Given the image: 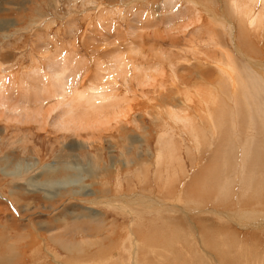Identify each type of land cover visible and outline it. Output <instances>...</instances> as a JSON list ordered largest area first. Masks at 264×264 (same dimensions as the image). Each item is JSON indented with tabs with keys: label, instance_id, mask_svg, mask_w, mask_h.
Wrapping results in <instances>:
<instances>
[{
	"label": "rangeland",
	"instance_id": "1",
	"mask_svg": "<svg viewBox=\"0 0 264 264\" xmlns=\"http://www.w3.org/2000/svg\"><path fill=\"white\" fill-rule=\"evenodd\" d=\"M229 1L173 0L171 8L175 7V12L163 7L166 0H93V4L90 0H0V65L8 67L6 74L16 82L27 81L25 74L30 68L47 70L45 63L48 60L44 56L61 52L68 55L74 53L85 59L88 68L99 58L105 60V66L109 63L108 56L104 55L108 51H104L107 45L104 44L106 48L100 46L101 51L94 55L91 52L94 49L92 41L83 40L82 34L86 31L88 36L98 38L105 33L111 36L116 34L118 42L123 45L126 42L140 43L129 31L137 12H143L142 19L153 24H158L160 17H173L176 27L187 23L189 19L196 20L193 13L196 8L202 24L208 25L207 28L193 26L182 36L177 32L170 34L162 31L161 38L144 37L146 48L154 46L170 54L169 59L174 61L175 68L180 70L186 82L182 78L184 83L181 86L177 83L178 88L174 86L170 80L173 74L170 69L166 75L157 77V82L167 80L164 89L156 82L147 88L146 93L149 95L146 98H151V101H147L140 92L141 88L135 86L134 90L137 89L138 94L135 91L136 97H133L134 94L130 96L132 99L137 98L131 101L137 108L129 120H123L124 124L118 127L113 125L115 128L103 133L100 140L90 131L64 134L50 127L43 131L36 126H8L0 123V264H264V226L258 228L256 225V222L264 221V125H257L256 129L251 125L247 131L245 123L239 122V129L246 132V139L253 136L259 144V149L251 150L246 160L249 167L255 170L262 194L239 198L238 192H233L231 200L223 203L215 195L223 186L233 189L230 182L235 181L236 171L241 169V166L236 165L237 160H241V147L232 149L231 146V149L219 151L215 143L213 146L212 133L216 131L209 134L211 142L205 147L203 141L194 140L197 129L187 131L186 128L193 126L192 122L183 126L169 119L163 120L164 116L159 114L171 101L169 105L173 103L176 112L184 111L182 116L189 114L195 121V127L201 133L204 131V134L211 129V125L209 122L201 124L197 120L201 103L195 99L193 103L184 102L186 99L181 94L184 86L192 91L202 84L205 89L208 81H220L216 76L217 66L226 70L227 61L237 68H244L249 64L247 58L252 63L248 65L249 70H252L250 67L253 64L255 68L260 67L259 63L264 65V28L260 30L261 33H254L253 29L248 32L242 23L244 19L233 6L238 1ZM184 2L193 4L185 6ZM97 3L104 5H101L104 14L100 20L97 18ZM239 3L255 7L256 14L263 11L259 1L254 6L247 0H239ZM115 8L120 13L113 15ZM263 19L264 16L260 17L258 22L262 20L264 27ZM88 20L90 27L86 25ZM69 21H75L78 26L74 30L79 33L77 40H74V33H70L73 27L69 26ZM245 40L252 46V52L249 48H243ZM185 48L190 50L186 51ZM198 64L205 67L199 70ZM165 65L169 70L168 62ZM211 69L215 74L206 81L202 74ZM248 79L256 83L244 96H251L254 91L261 90L256 91L260 97L254 99L258 112H264V77ZM89 80L85 81L84 86L89 84ZM118 81L121 82V79L118 78ZM222 81L225 84V80ZM216 86L220 92L222 86ZM118 87L124 92L121 84ZM252 102H247V107ZM192 109L194 114L191 113ZM164 135L167 137L164 140L166 151L177 154V160H166L165 166L157 167L158 150L162 148L158 139ZM83 142H88L89 148ZM199 151L203 152L202 155ZM179 157L183 165L180 169ZM206 165L210 172L216 170L217 176L213 175L215 172L201 173L198 167ZM6 175L16 178L11 179ZM22 178L28 179L22 181ZM192 181L194 194L191 196L206 194L207 198L195 200L187 196L186 200L183 197L181 208L185 211L179 206L176 209L175 205L170 207L172 210H164L166 207L160 205L155 211L149 212L143 211L140 205H130L121 212L117 206L121 207L123 200L122 204L112 200L109 207L80 202L140 194L155 196L167 203L177 197L176 191L181 188L185 190ZM167 183L175 192L171 189L170 194L167 193ZM209 209L229 214L232 220L228 215V219H219L214 213L208 212ZM249 209L260 214L255 222H246L243 218L245 221L236 225L233 219L239 222V215ZM97 222L100 225L95 230ZM62 244L69 245L68 249ZM70 246L73 249L69 250ZM10 248L13 250V259L7 261L5 258Z\"/></svg>",
	"mask_w": 264,
	"mask_h": 264
},
{
	"label": "bare ground",
	"instance_id": "2",
	"mask_svg": "<svg viewBox=\"0 0 264 264\" xmlns=\"http://www.w3.org/2000/svg\"><path fill=\"white\" fill-rule=\"evenodd\" d=\"M92 1L93 0H90V2L93 4ZM190 1L192 2V0ZM237 1L238 2L233 4V6H234L236 13H238L239 16L244 19V22L242 23L245 24L246 30L249 32L253 29L254 33H258V32L261 33L264 27L261 22L262 20L260 22L258 21L260 17L264 16V13H263L264 0H247L251 2L253 6L254 4H256V2L258 1L259 3L261 2V7L263 11L259 12V14H256L254 10L255 7L251 8L247 4H244V3L240 4L239 0ZM242 1H246V0H242ZM172 3H173V0H166L163 7L165 8L169 7L168 10L175 11L176 10L175 7L173 9L171 8ZM184 3H185V6H191V4H193L189 2L187 3L184 2ZM101 5L104 6L103 4H100V3H97L96 5V9L98 10L97 13H99L97 17L98 20H100L104 14L103 13L104 9L103 7L101 9ZM119 11L120 10L118 8H115L113 10V15L120 13ZM193 11H194L193 13H194V17L196 18V20L193 18L192 20L196 21V23L192 21L191 19H189L187 23L180 25V26H176V27L174 26V23H173L176 20L173 19V17H165L163 19L160 17L158 24L156 23L153 24L147 20L142 19L143 12H137L134 15V19L132 20L133 24L130 25L131 28L129 30L131 33V36L137 37L138 40H140V43H137V44L133 42L125 43L123 41L125 43V45H123L118 42V36L116 34L111 36L110 34L108 35L107 33H105V34H101V37L98 38L97 36L95 37L91 35L88 36L86 31H84V33L82 34L83 40L89 39L90 41H92L93 43L92 45H94V49L91 48L92 54L94 55L99 54V52L101 51L100 46L104 48L108 47L104 50V51L108 50L106 54L103 53L104 55L108 56L107 60H109V63H106L105 66L103 64L105 63V60L99 58L93 63L91 68H88L85 59L82 60L80 57L75 56L74 53H71L69 55L62 53V52L56 54L57 51L55 50L56 52L54 51V53L56 55L54 54L53 56L49 55L50 57L47 55L44 56V58L48 60L47 63H45L47 70H41L36 67L30 68L28 69L27 74H25V76L27 75V81L21 80L20 82H16L15 79L7 75L8 73L6 74V72L9 71L8 67L3 68L0 65V123H4L5 125H8V126L9 124H17L20 126H36L38 129L43 130V131L46 130L48 127H50L56 131L64 132V134L66 133L73 134V133H79V132L81 133L84 131L85 132L90 131V133L92 132L93 135L98 136L97 140H100V138L103 137L102 136L103 133H108L110 129L114 127L113 125L117 126L120 124H124L122 123L123 120H129L130 115L133 114V111L137 108L133 106L134 105L133 103H131V101L137 100V98L132 99V97L130 96V94L133 95L135 91H136L135 94L137 93V89L134 90L135 86L141 88L140 92L141 94L145 95V98H146L149 95V93H146V90H148L147 88L152 87L155 82L158 84V86H160V88L161 87L163 88L164 86H166L167 80H165L164 82L162 81L157 82V77L161 76V74L166 75L170 71V69L173 72V74H171L170 80L172 81V84H174V86H177V83H180L178 86H181V83L186 82L185 79L182 77L183 75L181 74L180 70L178 68H175L174 61L169 59L170 54L168 55L166 52H162L156 48H153L154 46L151 48L150 46L146 48L147 45L143 43H144L145 36H149L154 39L157 36L161 38L162 31H166V33L169 32L170 34L171 33L175 34V32H177L178 34L182 36L183 34H186V32L193 26H199L201 28L202 26H205L207 28L208 27L207 24H206L207 26L205 24L204 25L202 24V18L199 16L198 10L194 8ZM83 16H87V15L83 14ZM82 18L84 20V17ZM76 23H78L77 19H76ZM171 24H172V27L170 28L169 26ZM86 25L87 27H90L89 20H88V23H86ZM69 26L73 27V30L70 33H74L73 34L74 38L78 37L79 33L74 31L75 28L78 27L76 26L75 21L73 22L69 21ZM94 29L97 30V28H94ZM86 30H88V28H86ZM117 31L119 30L117 29ZM98 32L99 31H97V33ZM128 35L130 36V34ZM131 36L129 38H131ZM210 36H212V34ZM74 40H77V38ZM135 42H137L136 39H135ZM113 43L114 44L116 43L115 45H118V46H114ZM232 43H234L233 40H232ZM104 44L107 46L105 47ZM73 46H75V44ZM111 48L113 49V51ZM158 48L161 49L160 47ZM243 48L244 49L249 48L251 49V52L253 51L252 46L249 45L246 40L243 43ZM187 50L189 51L190 49H187ZM246 52H249V51H246ZM193 53L192 55L195 56L196 53L195 54ZM92 57L93 56H91V58ZM102 58H103V55H102ZM184 58H187V57L184 56ZM210 58L207 57V59H210ZM245 59L247 60L249 64H252L250 63L249 59L247 58ZM166 62H168L169 70H167L168 67L165 65ZM208 62L206 64H208ZM227 63L228 64H227L226 70L224 68H220V66L219 67L217 66L218 73L216 76L219 77L220 81H217V82L214 81L210 83L208 79H210L212 77V74H215V73L212 71V69L207 70L205 73L203 74L201 73L206 79V81L209 82V84H207L205 89L203 88L204 85L202 84L192 91L191 90L189 91L187 86H184V89L181 91V94L184 97L183 99H186L184 102L188 101V103H193L196 100V102L201 103L202 107L199 108L201 115L200 113H198L199 117L197 116V120L201 122V124L204 122H207V123L209 122V124L211 125L210 126L211 129L208 132L202 134L204 131L201 133L199 129L195 127L194 125L195 121L191 119L192 117L189 116V114H187L186 116H182L181 113H184V111L180 113L176 112L177 109L174 108V104L172 103V105H169L171 101L168 102V106L162 112L160 113L158 112L159 114H162L164 116L163 120L169 119L170 121L174 123H181L183 124V126L192 122L193 126H189L188 128H186L187 131H190L191 129H197L194 132V140L198 142L200 140L203 141L205 143L204 144L205 147H206V144H209L211 142L209 138V134L212 133L213 131H216L215 133H212V139H214L213 146L215 143L219 151L231 149V146L233 147L232 149L241 147V152L239 155V158L241 160L240 161L237 160V164H236V165L241 166L240 167L241 169L239 171H236L235 181L230 182L231 187L233 186V189L230 187L227 189L225 188V186H223L224 189H222L223 187H221V189L217 191L215 195L223 203H226L229 200H231L230 198L232 197L233 192H238L239 198H245L246 196H251V195L258 196L259 194H262V187L258 183L257 176L254 173L255 170L253 167H249L248 160H246V158L249 156V152L251 150H257V148L259 147V144L257 141H255V138L253 136H250L248 139H246V132L244 131V129L242 130L239 129V122H241L242 124L245 123L247 127L246 128L247 131L251 129V125L254 126L255 129L257 128V125L261 127L264 125V117H263L264 112H262V110L260 109L259 110L262 113H259L260 111L258 112L256 99H254V98L260 97V94L257 92H261V90H256L257 92L254 91L251 96H247V97L244 96L246 91L249 88L254 87V84L256 83L254 82V80H249L248 77H251V78L258 77L260 79L264 77L263 63H259L260 64L258 65L260 66L259 68L252 67L254 64L252 66L250 65L251 66L250 69L252 70L248 69L249 64H247V67L244 66V68H237L235 65L233 66L231 63H229V61H227ZM34 66L36 65L34 64ZM162 67H163V70H162ZM203 67L205 66H200V64H198L197 68L200 70ZM90 77H91V81L89 80ZM118 78L121 79V82L118 81ZM182 78L184 79V82L181 80ZM24 79L26 78L24 77ZM86 80H89V84L87 86H84ZM222 80H225V84ZM118 84L122 85L124 92L121 91V88L118 87ZM216 85L222 86L220 92ZM135 94L133 95V97L135 96ZM146 100L151 101V98H146ZM247 102H252V104H250L247 107L246 105ZM175 105L179 106L180 104L179 105L175 104ZM140 106H143V104H141ZM188 106L190 107V105ZM191 113L194 114L193 109L191 110ZM154 114L151 116H154ZM146 116H148L147 113H146ZM228 122H229V126H228ZM167 125H170V123H168ZM221 130L223 132H221ZM164 132L166 135L167 134L166 128ZM165 135L163 138L159 136V139H158V144H162V148L158 150L159 152L156 158L157 167L165 166L166 160L167 161L177 160V154H171L166 151V148L164 146V140L167 137ZM79 137L81 136L79 135ZM77 140H79V138H77ZM80 140L82 139L80 138ZM87 143L83 142V145L86 144L85 146H87L88 145ZM75 147L73 148L72 146V148L76 150ZM82 148H84V146ZM87 148H89V145L87 146ZM84 149L86 150V148ZM181 163H182V158L179 157V169L183 167ZM202 163H200V165ZM209 166L208 167L207 165L199 166L198 169L203 174H205L206 172L209 173L210 172ZM200 172H198V174ZM214 172L215 174H213ZM164 173L167 174V172H164ZM210 174L217 176V171L213 170L210 172ZM5 177L11 178V179L16 178V176H10V175H6ZM18 179H21V178H18ZM24 179L27 180L28 178H24ZM24 179L22 181H24ZM193 184L194 183L192 181L190 185L185 187V190L184 189L182 190L181 188L176 192L173 191L172 187L169 184L166 187L167 193L170 194V190L172 189V191L176 193L177 197L174 198L173 201L169 200V202L167 203L161 202L155 196L140 195V194L138 195L135 194L132 196H128V195H121V196L119 195L115 197L109 196L110 198L101 197L102 199L94 198L93 200H90L87 202L85 201H80V202L86 203L87 205L88 204L89 205L90 204L92 205L100 204V205L109 207L112 205V200H115L114 202L116 203L119 202L121 204L123 200L124 202L122 206L121 207L119 205L117 206L119 207V210L121 212L123 211V209L127 210V208H129L128 206L130 205H133V206L140 205V207L143 208V211L146 210L149 212L155 211V208L161 207L160 205L166 207L164 208V210L165 209L167 210L170 207L173 208L172 205H175L174 206L175 208L176 206H179V208H181L182 200L184 198L186 199L187 196L192 197L191 195L194 194ZM227 184L229 185V183ZM234 184L236 185L234 186ZM175 193L173 196H175ZM192 198L195 200L206 199L207 195L201 194V195H197L196 197H192ZM168 199H171V198H168ZM112 207H114V205ZM172 208H170V210H172ZM124 212L126 214L131 213L130 211H124ZM170 212H173V211H170ZM208 212L214 213L215 215H217L219 219H228L227 215L231 219L229 214L224 215V214H221L219 211H215L211 209H209ZM258 213L259 212L251 210V209L245 210L239 215V219H240L239 222L237 221V219L236 220L233 219V222L236 223V225H239L240 222L245 221L243 218L246 219V222L254 221L260 215ZM131 216H134V215H131ZM258 224H261V225L258 226ZM256 225L258 228L259 227L262 228L264 226V221L262 223L256 222ZM241 226H242V223H241ZM55 243H58V241H56ZM59 243L61 242L59 241ZM62 245L63 247L66 246L67 249L69 247V245L68 246L64 244ZM72 245L75 246V244H72ZM71 248L72 247L70 246L69 250H71ZM8 252L9 253L6 254L7 256L5 259L7 261H12L13 258L11 257H12L13 250L10 248V251Z\"/></svg>",
	"mask_w": 264,
	"mask_h": 264
},
{
	"label": "crops",
	"instance_id": "3",
	"mask_svg": "<svg viewBox=\"0 0 264 264\" xmlns=\"http://www.w3.org/2000/svg\"><path fill=\"white\" fill-rule=\"evenodd\" d=\"M169 184L167 183L166 184V187L168 186ZM100 225V223H96V226L94 227V229L96 230L97 228H98V226ZM131 235V234H130ZM130 237V236H129ZM131 238H132V236H131Z\"/></svg>",
	"mask_w": 264,
	"mask_h": 264
}]
</instances>
